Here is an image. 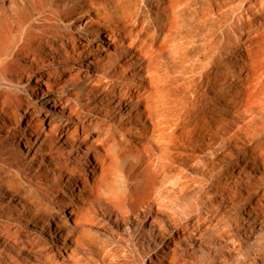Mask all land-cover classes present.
I'll list each match as a JSON object with an SVG mask.
<instances>
[{
	"label": "bare ground",
	"instance_id": "bare-ground-1",
	"mask_svg": "<svg viewBox=\"0 0 264 264\" xmlns=\"http://www.w3.org/2000/svg\"><path fill=\"white\" fill-rule=\"evenodd\" d=\"M263 227L264 0H0V264H264Z\"/></svg>",
	"mask_w": 264,
	"mask_h": 264
},
{
	"label": "rangeland",
	"instance_id": "rangeland-1",
	"mask_svg": "<svg viewBox=\"0 0 264 264\" xmlns=\"http://www.w3.org/2000/svg\"><path fill=\"white\" fill-rule=\"evenodd\" d=\"M7 5H8V3L5 4V6H7ZM43 87L46 88L45 86H43ZM38 88H39V85H38ZM52 95L53 94H49V96H52ZM40 99L41 98H38L37 101H40ZM17 145L19 146V148H21L23 150L25 149L23 142H21ZM81 155H83V154L81 153ZM89 158H90L91 162L93 163V167H92L93 171H96V167L94 166V164L96 165L98 163L96 162V160L94 159L93 156H89ZM83 160L86 161L85 156H83ZM236 160H237V156H236L235 152H233V161L229 162L224 167V169L222 170L223 173L225 172V175H227L230 171H232V166L235 165ZM85 168H87V167H85ZM206 187H208V185L205 186V188ZM71 188H74V186H71ZM81 188H82V186H81ZM205 188L200 190V194L204 192ZM63 191L69 197V199H73V197H74L73 193H70V191H73V189L69 191L68 189H66L64 187ZM83 196H84V193H83ZM75 198L77 199V197H75ZM201 211H202L203 215H205L207 212L206 207H203L201 209ZM233 213H234V215L231 216L230 223L237 228V230L235 232L237 234V232L239 231V233H238L239 235L237 234V238L235 237L232 240V242L235 245V247H237L239 249L240 248V245L238 244L239 242L243 243L245 245V243L243 241L245 239L242 237L243 235H241L242 228L244 227L245 222L249 221L248 223L251 224L253 222V220L250 219L248 217V215H246L245 213H242V211L237 210L236 212L233 211ZM196 217H197L196 213L192 214L190 219L189 218L187 219L183 215V222L188 221L189 225H191V227H192L196 224ZM167 220H169V219H167ZM167 222H168V224H170V220ZM119 224H121V227H119L120 225L118 226L116 223H114V221H112V217L110 219V217L103 215L99 211L98 213H96V218L94 219V221L88 227L91 230L92 236H94L97 240L100 239L99 241L104 242V243L116 244L117 242L120 241L121 237L122 238L128 237L126 235V233L122 230V228H124V225H122V221H121V223L119 222ZM260 225H261V223L259 222L258 228L261 227ZM246 227H248V226H246ZM167 229H171L170 225H167ZM263 229H264V227H263ZM240 230H241V232H240ZM191 231H192V229H191ZM191 234H192L193 238L188 239V241L183 240L178 245L174 244L170 238L169 239L167 238V239L163 240L162 242L157 240L155 243H151V244L149 243L148 237L142 238L143 246L141 245V248H145L146 249L145 251H148V252H146L144 254V255H146L144 262H138V264H156V262H158V259L167 262V260H168L167 258H170V256L172 257L174 255L180 256L182 259H184L187 262V264H208L207 263L208 260L206 259L207 254L206 255L204 254V253H207L206 247L204 245H202L201 246L202 248H200L199 245H197L200 243V240L197 239L198 237L200 238V235H196L193 232H191ZM211 242L213 243V245L215 244V242H213V241H211ZM249 242L253 243L254 239L252 241H249ZM188 243H190V244L192 243V244L190 245ZM204 243L208 244L209 241L207 242V239H206V241ZM160 247H162V249ZM217 249H219V248H217ZM219 250H221V249H219ZM245 250H248L247 246H245ZM202 251L204 253H202ZM223 253L226 256L228 255V253L226 251H223ZM217 254L220 256V252L217 253L215 251V249L212 250V253H211L212 259H211L209 264H223L224 261L221 260V258L218 257ZM251 261H254V260L251 259Z\"/></svg>",
	"mask_w": 264,
	"mask_h": 264
}]
</instances>
